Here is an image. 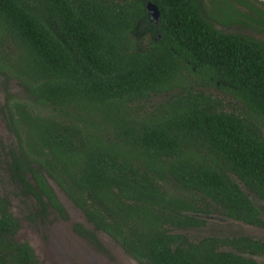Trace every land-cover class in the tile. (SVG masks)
Here are the masks:
<instances>
[{"label":"trees","instance_id":"trees-1","mask_svg":"<svg viewBox=\"0 0 264 264\" xmlns=\"http://www.w3.org/2000/svg\"><path fill=\"white\" fill-rule=\"evenodd\" d=\"M230 9L209 12L202 0H0L16 77L50 109L14 104L23 148L12 155V179L42 213L46 202L59 208L49 179L140 264H258L245 254L264 255L259 240L194 242L172 230L203 226L197 215L212 214L203 199L228 219L263 226L264 41L217 28L235 21ZM257 16L264 30V10ZM210 86L246 110H223L202 90ZM154 95L167 98L140 114ZM6 206L0 198V264H36Z\"/></svg>","mask_w":264,"mask_h":264},{"label":"rangeland","instance_id":"rangeland-1","mask_svg":"<svg viewBox=\"0 0 264 264\" xmlns=\"http://www.w3.org/2000/svg\"><path fill=\"white\" fill-rule=\"evenodd\" d=\"M205 8L213 12V6L220 7V11L230 13L231 9L235 21L230 25L215 24L225 32H235L259 38L264 41V30L257 29V8L264 10V0H202ZM218 16V13L215 12ZM222 16V13H219ZM249 16L252 19L246 18ZM255 20V21H254ZM16 44L6 32L0 34V198L6 201V209L17 222L14 238L18 242H26L31 247L36 264H140L128 254L115 240L106 233L94 229L68 196L52 181L48 182L53 190L59 208L50 204L46 211L41 212L40 206L31 194L22 192L21 187L12 179V155L23 148L19 143L22 139L21 124L14 112L15 103H24L33 112L48 113L50 109L38 104L29 91L16 77L14 60ZM2 68V69H1ZM4 73V75H3ZM199 81V80H198ZM200 89V87L198 88ZM222 105V109L229 112L243 113L246 109L236 101L232 95L214 87L202 89ZM167 95L150 96L140 102V114L150 111L163 103ZM11 119H10V118ZM264 137V126H261ZM196 196H200L197 194ZM251 197V196H250ZM252 198V197H251ZM199 202V206L210 205L211 215L198 214L206 219L203 226L197 228L172 229L185 234L191 241H198L205 236L218 238H235L247 236L264 242V208L261 218L263 226L247 225L228 219L221 210L207 200ZM256 203V201H254ZM79 231H78V230ZM228 249V248H226ZM258 264H264V255H247Z\"/></svg>","mask_w":264,"mask_h":264},{"label":"water","instance_id":"water-1","mask_svg":"<svg viewBox=\"0 0 264 264\" xmlns=\"http://www.w3.org/2000/svg\"><path fill=\"white\" fill-rule=\"evenodd\" d=\"M145 9L149 16L152 18V20L155 23H158L159 21V10L157 9L156 5L153 4L152 2H147L145 5Z\"/></svg>","mask_w":264,"mask_h":264},{"label":"flooded vegetation","instance_id":"flooded-vegetation-1","mask_svg":"<svg viewBox=\"0 0 264 264\" xmlns=\"http://www.w3.org/2000/svg\"><path fill=\"white\" fill-rule=\"evenodd\" d=\"M46 201V200H45ZM48 203L46 202V205H47ZM45 211H46V208H45Z\"/></svg>","mask_w":264,"mask_h":264}]
</instances>
